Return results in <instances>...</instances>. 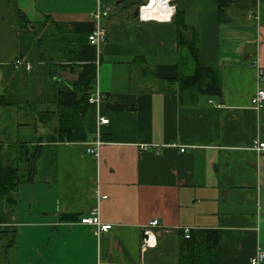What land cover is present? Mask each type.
I'll list each match as a JSON object with an SVG mask.
<instances>
[{
	"label": "crops",
	"instance_id": "obj_1",
	"mask_svg": "<svg viewBox=\"0 0 264 264\" xmlns=\"http://www.w3.org/2000/svg\"><path fill=\"white\" fill-rule=\"evenodd\" d=\"M141 2L0 0V70L13 67L21 80L51 71L59 84L81 64L85 33L74 25L94 28L91 13L108 11L90 93L104 97L86 104V141L60 142L55 124L35 126L33 103L0 105V143L41 146L31 180L3 209L16 233L12 247L0 246V264H179L186 227L213 245L216 264H250L264 248V150L254 147L264 142V105L250 102L264 87V2L228 7L222 21L218 0H174L170 19L150 21L137 17ZM44 33L59 41L31 61ZM33 91L17 93L50 98L46 82ZM96 140L98 158L87 152ZM94 212L112 225L98 236L80 221Z\"/></svg>",
	"mask_w": 264,
	"mask_h": 264
},
{
	"label": "trees",
	"instance_id": "obj_2",
	"mask_svg": "<svg viewBox=\"0 0 264 264\" xmlns=\"http://www.w3.org/2000/svg\"><path fill=\"white\" fill-rule=\"evenodd\" d=\"M257 0H218V14L220 21L225 16V10L231 6H237L240 8H247L256 2ZM264 2V0H258ZM26 22L24 21L25 24ZM25 28H27L25 26ZM32 34H36L35 30L27 28ZM75 31H81L85 33L83 40L78 42L73 39L74 44L77 42L76 60L81 62L79 70L76 73L74 80L68 84L56 83V80H52L51 100H43L39 97L31 99H21L18 91V82H30L35 79L34 73H29L24 76V79L19 76V73L14 71L13 67H10L4 75L6 79L9 78L11 83L10 87H3V92L0 94L1 106H26L27 103H40V102H55L54 110L39 111L36 107L32 108L34 124H38L47 127L56 125V136L60 142H80L87 140V133L82 124V115L88 102V97L92 91L93 84L96 78V47L88 42V35L93 30L92 23H76L74 25ZM25 31V29L23 30ZM59 37V36H58ZM56 36L48 37L47 34L37 36L34 47L30 52V60L38 62L40 57L38 51L40 46L45 43H53L59 41ZM34 38V37H33ZM44 60V59H43ZM57 69V68H56ZM50 72H47V74ZM50 75H48L49 77ZM47 76L42 79V83H45ZM15 87L16 89H14ZM8 88V91H7ZM9 92V93H8ZM50 97V96H49ZM34 126V127H35ZM40 145H28L25 143H0V246L6 248L12 247L14 244V238L16 230L12 226L8 225V214L3 211L5 207H9L15 204L14 198L18 185L22 182L31 180L33 167L36 158L40 152ZM197 233H191L188 238H184L182 241V249L179 255V264H216V252L212 249L213 245L206 246L202 239H198Z\"/></svg>",
	"mask_w": 264,
	"mask_h": 264
},
{
	"label": "built area",
	"instance_id": "obj_3",
	"mask_svg": "<svg viewBox=\"0 0 264 264\" xmlns=\"http://www.w3.org/2000/svg\"><path fill=\"white\" fill-rule=\"evenodd\" d=\"M174 0H142V2L138 5L137 9V17L142 21H150V20H164L170 19V17L175 12V4ZM108 11L107 8L97 9L96 11L91 13V18L94 22V28L88 35V42L91 45L96 47V50L99 49L101 44L106 40V28L99 25V20L103 16H107ZM19 65H24L26 70L30 69L29 62H22L20 60H16L14 62V66L18 67ZM261 74V71H260ZM104 95L100 93L98 89H96L92 94L88 97V103H97L103 99ZM251 105L255 108H260L264 105V87L257 88L256 91L250 98ZM108 119L105 117L98 118V124H106L108 123ZM101 142L96 140L92 145L87 147V152L94 155L96 158L99 156V146ZM254 147L257 151L264 150V142L254 141ZM183 147L180 148V151H184ZM106 196H102L105 198ZM84 224H89L94 227V233L98 236L102 233L107 232L112 225L110 223H102L98 217L97 213H93L90 216H84L80 220ZM157 220H153L150 222L149 227L157 226ZM150 229H144L143 233L148 235ZM190 235V229L184 228V237L188 238ZM146 241V240H145ZM250 264H264V248L258 247L250 258Z\"/></svg>",
	"mask_w": 264,
	"mask_h": 264
},
{
	"label": "rangeland",
	"instance_id": "obj_4",
	"mask_svg": "<svg viewBox=\"0 0 264 264\" xmlns=\"http://www.w3.org/2000/svg\"><path fill=\"white\" fill-rule=\"evenodd\" d=\"M6 20L7 21H11V14H7L6 15ZM53 70V72L57 75V71H56V68H53L52 69ZM1 71V70H0ZM3 71V72H2ZM1 71V73L2 74H5V72H6V70H2ZM50 73H48V74H46V76H47V79H46V85H47V90H48V96H50V100H51V92H50V86L49 85H52L51 83H52V81H51V79L50 78H52L53 77V75H52V72L51 71H49ZM59 74V73H58ZM48 75H50L49 77H48ZM2 80H3V82H4V78H2ZM6 80H9V78H7L6 79V77H5V81ZM32 81V80H31ZM28 82L27 83V85L25 86V84L22 86H19L18 87V90H21V92H23V91H25V92H29V93H32V92H34L33 90H35V88L37 87V84L39 85V86H42L43 85V83H42V79L41 80H38V82L37 83H34V82ZM41 83H42V85H41ZM5 86H8V87H10L11 85H9V84H6V83H2L1 81H0V89H2L3 87H5ZM14 89H16L15 87H13ZM7 91H8V88H7ZM1 92V91H0ZM9 93V92H8ZM20 95H21V93H20ZM32 103V102H31ZM29 107H36L39 111H45V110H54L55 109V102L54 101H51L50 103L49 102H40V103H36L35 105H34V102H33V105H30ZM29 116H30V114H29ZM29 120L30 121H32L33 123H34V119H33V115H31V117L29 118Z\"/></svg>",
	"mask_w": 264,
	"mask_h": 264
},
{
	"label": "water",
	"instance_id": "obj_5",
	"mask_svg": "<svg viewBox=\"0 0 264 264\" xmlns=\"http://www.w3.org/2000/svg\"><path fill=\"white\" fill-rule=\"evenodd\" d=\"M142 235H143L144 237H146V235H145L144 233H143Z\"/></svg>",
	"mask_w": 264,
	"mask_h": 264
}]
</instances>
